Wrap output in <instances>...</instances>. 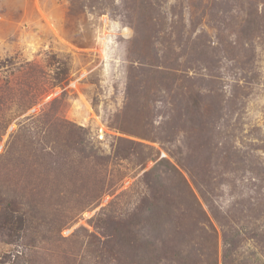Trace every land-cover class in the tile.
I'll return each mask as SVG.
<instances>
[{"label":"rangeland","instance_id":"rangeland-1","mask_svg":"<svg viewBox=\"0 0 264 264\" xmlns=\"http://www.w3.org/2000/svg\"><path fill=\"white\" fill-rule=\"evenodd\" d=\"M0 264H264V0H0Z\"/></svg>","mask_w":264,"mask_h":264}]
</instances>
